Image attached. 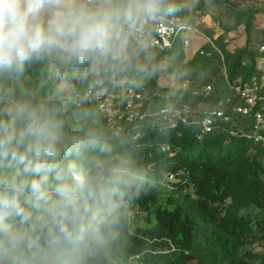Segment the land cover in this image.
Wrapping results in <instances>:
<instances>
[{
  "label": "trees",
  "instance_id": "obj_1",
  "mask_svg": "<svg viewBox=\"0 0 264 264\" xmlns=\"http://www.w3.org/2000/svg\"><path fill=\"white\" fill-rule=\"evenodd\" d=\"M248 1L251 6L241 7L178 0L180 11L171 17L182 30L173 46L147 48L139 57L146 73L109 74L103 90L90 87L85 68L48 58L28 64L13 82L36 100L62 89L60 96L75 101L65 113L69 132L80 127L74 114L90 110L117 150L125 141L147 173L118 238L97 264L137 256L144 264H264V144L248 138L264 135V127L256 129L258 116L264 119V29L257 25L264 8L256 3L264 0ZM206 18H212L204 31L209 42L188 56L187 35ZM236 31L243 32L244 45L232 48L229 35ZM164 77L173 82L162 85ZM244 92L257 97L248 115L237 112L248 106ZM186 108L189 114L176 115ZM212 112L223 117H212L205 132Z\"/></svg>",
  "mask_w": 264,
  "mask_h": 264
},
{
  "label": "clouds",
  "instance_id": "obj_2",
  "mask_svg": "<svg viewBox=\"0 0 264 264\" xmlns=\"http://www.w3.org/2000/svg\"><path fill=\"white\" fill-rule=\"evenodd\" d=\"M178 0H0V264H97L118 238L133 193L147 182L71 97L36 100L12 86L33 61L83 67L90 87L148 71L147 22L174 16ZM134 82V81H133Z\"/></svg>",
  "mask_w": 264,
  "mask_h": 264
},
{
  "label": "built area",
  "instance_id": "obj_3",
  "mask_svg": "<svg viewBox=\"0 0 264 264\" xmlns=\"http://www.w3.org/2000/svg\"><path fill=\"white\" fill-rule=\"evenodd\" d=\"M182 30L181 27H179L178 20L175 17H166L163 19H158L155 21L147 22L144 26V31L142 36H139L138 38H141L146 41L147 48L149 47H157L160 49H169L173 46V40L176 37V35ZM186 44L189 46L190 43L187 41ZM260 53L262 54V63L261 68H264V45H261L259 47ZM207 91H210V88L207 89ZM243 97L246 99L248 106L247 107H239L237 108V112L241 113L243 115H248L250 111V106H254L257 103V97L255 94L251 92H244ZM190 113V110L188 108L184 109L183 111H177V116H183ZM223 117V113L221 112H212L209 116V118L206 119L204 122V129L205 132H210L213 126V119L212 117ZM228 121L229 119L226 118ZM264 119L261 116H258V126L256 129H261L264 127L263 122ZM249 139L255 140L257 142H260L264 144V135L254 133L253 135L248 136ZM163 150L166 151V147H163ZM111 264H118L117 261H113ZM127 264H144L141 261V256H137L134 258H131Z\"/></svg>",
  "mask_w": 264,
  "mask_h": 264
},
{
  "label": "rangeland",
  "instance_id": "obj_4",
  "mask_svg": "<svg viewBox=\"0 0 264 264\" xmlns=\"http://www.w3.org/2000/svg\"><path fill=\"white\" fill-rule=\"evenodd\" d=\"M230 5H236V6H251V2L248 0H224ZM257 6L264 8V1H260L256 3ZM212 18H206L205 20L201 21L199 23L200 28L197 31L191 32L187 35V37L190 39L191 46L187 48V54L188 56L193 55L194 52L198 51L203 45L209 42L208 38L204 35V31L208 25L212 24ZM257 25L260 30L264 29V12L263 14H260L257 18ZM244 34L242 31H236L229 35V39L232 42V48H236L238 46L244 45ZM260 45V42H257V46ZM173 82L172 78L170 77H164L161 80L162 85H169ZM256 250L258 252H262L263 248L260 246L256 247ZM118 264H127L126 262H118ZM191 264H197V262H192Z\"/></svg>",
  "mask_w": 264,
  "mask_h": 264
}]
</instances>
